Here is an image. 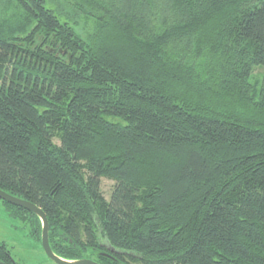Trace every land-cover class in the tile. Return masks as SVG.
Returning <instances> with one entry per match:
<instances>
[{"label":"trees","instance_id":"trees-1","mask_svg":"<svg viewBox=\"0 0 264 264\" xmlns=\"http://www.w3.org/2000/svg\"><path fill=\"white\" fill-rule=\"evenodd\" d=\"M8 2L0 189L53 248L61 229L124 264H264V0Z\"/></svg>","mask_w":264,"mask_h":264},{"label":"flooded vegetation","instance_id":"flooded-vegetation-1","mask_svg":"<svg viewBox=\"0 0 264 264\" xmlns=\"http://www.w3.org/2000/svg\"><path fill=\"white\" fill-rule=\"evenodd\" d=\"M4 202L2 200H0V205L3 207V211L6 213V215L8 216V218L11 219V221H16L19 222L22 226L21 228H18L19 230H22V232H24V236H26L28 238V241L30 242H34L35 244H41V233H42V225L40 228V235L38 236L36 234L35 231H33L31 229V223L33 222L34 217L32 215H35L27 210H25V212H13L11 210H7V207L5 205H3ZM6 203V202H4ZM8 204V203H7ZM10 205V204H8ZM13 206V205H11ZM16 207V206H13ZM20 208V207H17ZM23 209V208H21ZM17 214L19 216H17ZM35 217L40 221L39 217L35 215ZM41 224V221H40ZM9 233H11V229L8 230ZM57 236L53 235L52 237H54L55 240H57L56 245H55V249L53 248V244H50L49 242V225H48V244L50 247L51 252L58 258H60L61 260L67 261L69 263H75L78 261H83V260H87L90 261L92 263L95 264H124L123 261L118 260V258H115V256L119 255L120 252L114 250L108 243L107 241H105V239H100L99 242L97 244H91V245H87L85 247H83L84 249H82L81 247H78L75 243L71 242L68 243L66 242V238L64 236V230L61 229H57ZM66 237H69L66 235ZM62 239L64 242L67 243V245L64 246V244H61V242L59 241V239ZM71 240V238H70ZM69 241V240H68ZM73 241V240H72ZM3 241H0V248L2 246H4V250H0L2 253V259H0V264H20L18 263L15 258L13 257L11 251L9 250V248L5 245V243H2ZM70 245V246H68ZM42 247V245H41ZM82 249V250H81ZM43 251V249H42ZM80 251H83V257L82 258H76L77 256H79L78 253H80ZM43 253L45 254V252L43 251ZM61 255H60V254ZM46 256V254H45ZM63 256H69L72 257L73 259H67L64 258ZM47 257V256H46ZM48 258V257H47ZM47 262L49 264H56L54 261L50 260L49 258L47 259Z\"/></svg>","mask_w":264,"mask_h":264},{"label":"rangeland","instance_id":"rangeland-1","mask_svg":"<svg viewBox=\"0 0 264 264\" xmlns=\"http://www.w3.org/2000/svg\"><path fill=\"white\" fill-rule=\"evenodd\" d=\"M47 2L57 13L63 11L61 6H58L57 0H47ZM11 6L8 0H0V17L9 11ZM75 27L77 32L81 34V27L77 25ZM253 76L259 79L261 76V69L256 68L253 72ZM114 184L113 181L106 178L100 180V191L105 200H109ZM18 228L22 229L21 224L16 221H11L0 205V241H3L2 243H5L9 248L15 260L20 264H49L47 262L48 258L42 251L41 244L28 241V238L24 236V232ZM9 229L12 230L11 233H9Z\"/></svg>","mask_w":264,"mask_h":264},{"label":"water","instance_id":"water-1","mask_svg":"<svg viewBox=\"0 0 264 264\" xmlns=\"http://www.w3.org/2000/svg\"><path fill=\"white\" fill-rule=\"evenodd\" d=\"M0 200L16 206V207H20L23 208L33 214H35L36 216L39 217L40 221H41V225H42V233H41V245H42V249L45 252L46 256L54 261L56 264H95L92 263L90 261L87 260H83V261H78L75 263H69L67 261L61 260L60 258L56 257L50 250L49 244H48V222L46 219V216L44 215V213L35 205H33L32 203H29L28 201L22 200L20 198H16L14 196H11L10 194L2 191L0 189Z\"/></svg>","mask_w":264,"mask_h":264}]
</instances>
